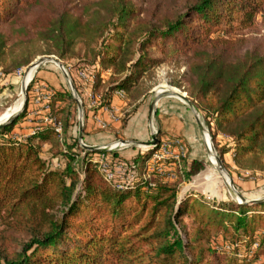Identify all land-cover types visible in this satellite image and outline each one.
<instances>
[{
	"label": "trees",
	"instance_id": "1",
	"mask_svg": "<svg viewBox=\"0 0 264 264\" xmlns=\"http://www.w3.org/2000/svg\"><path fill=\"white\" fill-rule=\"evenodd\" d=\"M261 26L264 0H0V65L10 78L38 55L85 59L98 69L95 110L119 98L123 132L149 101L144 75L183 58L187 92L215 145L220 135L231 139L239 168L264 171V42L246 46ZM36 84L52 90L51 112L65 114L63 134L49 125L12 141L5 137L12 125L0 130V223L27 238L13 256L0 251V264H264V203L180 200L179 185L204 169L199 159L168 158L159 174L145 166L154 150L82 149L75 115L57 109L76 104L69 89L38 77L29 99ZM41 143L52 146L51 156ZM95 156L112 171H134L132 184L105 182Z\"/></svg>",
	"mask_w": 264,
	"mask_h": 264
},
{
	"label": "rangeland",
	"instance_id": "2",
	"mask_svg": "<svg viewBox=\"0 0 264 264\" xmlns=\"http://www.w3.org/2000/svg\"><path fill=\"white\" fill-rule=\"evenodd\" d=\"M260 42H264V27L262 26L260 27L259 31L256 34L252 35L249 38V41L247 42L246 46L249 48H252L254 45ZM35 49L36 50H39V49L47 50V47L46 45L35 44L34 50ZM243 52L244 51H242V53ZM44 57H54L58 59L68 70L73 82L74 80H77L80 82L82 94L80 95L78 92L77 93H78V96L82 104L84 101H86V104L85 105L83 104L84 114L82 118L80 117V114L78 111L77 101L73 96L72 97L76 101V104H73L69 100H65L63 102L57 103L58 110L60 108L69 106V111H71L72 114L75 115L74 121L77 124L78 135H79V129L81 125L80 122H82V125H83V133H84V127L86 123L93 122L92 124L95 129L93 131L91 130L88 133V135L108 133L107 131H109L110 128H112L113 130L112 134L114 135H111L109 133L111 136L95 135V137H89V136H84L83 134L84 144L89 145V146H100V145H90V142H93L92 141L93 139H99L103 141V144L117 143L119 141H127L126 139L123 138L122 132H120L121 130L119 131L120 126H121L120 112L118 114L119 116L117 117V120H111L112 122H107L106 120H104L103 118H101L100 116L96 114L95 115L93 114L90 117L89 113L90 112L93 113L97 111L95 110V108H97L98 106L95 108L89 107L87 100H86V92L90 89L93 90L92 87L94 85V82L96 81V74H97L98 69L95 68L96 65L84 62L85 59L83 58H72V59L66 58L64 60H61L55 55H38L36 59L28 67L18 69L10 78L6 76L3 67L0 65V74H3V76L5 75L4 79L0 78V118L3 115H5L7 112L14 110L16 108L20 109L23 106V103H24L23 79L28 75L27 74L28 68L33 63H35L37 60H39L40 58H44ZM186 68L187 67L185 65V60L183 58L180 59V58L175 57V58L170 59L166 63L160 64L154 67L148 74L144 75V77L141 79V82H143V85H144L143 88L145 91L143 93L150 96L149 101H147L145 105H148V103H150L153 96L156 93H159L163 85H168L169 87L175 89L177 92L186 94L187 97L190 99L189 94L187 92V84L183 81L184 79L183 75L186 72ZM23 69H24V74L22 78H19L17 75L18 71L23 70ZM83 70H88V74L94 76V82L92 84L89 85L81 81L79 73ZM32 71H35V77L33 78L32 84L36 83L37 78L39 77L42 79H48L50 82L53 83V86H56L59 89L62 88V85L66 86L69 89V85L67 84L61 70L54 63L47 62L41 65L40 67H38V69L36 70L34 69ZM49 71L53 72L51 76L48 73ZM118 92L119 93L122 92L124 94L123 91H118ZM27 97H28V103H27L26 110L22 112L12 124L9 125V126L12 125V130L9 134L5 136L9 140H12V141L24 140L28 136H31V132L34 130L35 127L42 124L41 121L43 118V115H42L43 113H40L38 116H35L36 109L32 107L31 101L29 100V88H27ZM169 98H175V97H169ZM75 105H76V108H75ZM105 107H108V106H105ZM23 114H26L25 117L23 116L25 120L21 118V115ZM200 114H201V119L204 124L203 125L204 133L209 135L212 139L210 129L206 123L204 115L202 112ZM124 115H125V112L123 113V117ZM56 117L61 121L63 125L65 114L64 113L56 114ZM95 117H99L100 119H102L106 123V127L105 128L98 127ZM71 121H73V119H71ZM189 122L192 123V121H189ZM152 123L157 131V123H156L155 116H152ZM115 128H117L116 131H114ZM123 129H125V127ZM62 134H63V131H62ZM194 134L196 137V142L193 144L192 147H190L188 144L183 143L185 146V152L181 154V155H184L183 157H181V161L183 158L199 159V160L204 161L205 166H204V169L200 171L196 176L191 178L189 181L182 182L181 185H179L178 196L180 200L192 194L197 197H203L209 203H213V204L215 203L216 205L220 204L222 206V205H231V204H237V205L243 204L239 198V194L242 195L244 198H246L248 201H252L256 199H264V171L260 169H256V170L245 169L244 170V169L239 168V166L235 162V154L233 151V148L235 147L234 141L220 135L217 138L218 144L216 146L212 139L211 143H212V149L214 151L213 153H215L218 157H220L222 164H223V169H224V171H222L220 166L219 167L217 166L215 168L211 164L209 160V152H207L208 149H207V146L204 140L205 138L202 137V139H200L196 132H194ZM156 136L160 138L159 132L156 133ZM100 137H103V138L100 139ZM60 138H61L60 140L64 143L63 136ZM173 139L174 138H171L168 140H173ZM175 139H179V138H175ZM148 142H151V140L149 139ZM41 145H42V151H41L42 154L46 157L51 156L52 146L48 143H41ZM79 145L82 149H84L80 142H79ZM118 145L124 146V145H121L120 142ZM153 148L155 147H151V148L146 147V148H142L141 151L146 153L151 150H154L152 151V155H153L159 150L158 147H157V150ZM228 149L229 151L226 152V154L222 158L223 151H226ZM132 150H134V146L125 145L124 147H119L118 152H121L126 156H131L130 154ZM100 157L101 156L93 157L92 162L94 164H97L96 162L100 159ZM181 161L178 164H181ZM54 162H55L54 165H59V162L57 160H54ZM153 163L154 161H152L151 159H148L145 162V166L148 172H150L153 166H157L156 164H153ZM164 164L166 163L164 162ZM122 170L125 172L124 173L125 175L123 176L124 178L123 180L124 182H126V185L132 184L136 173L132 170H126L125 168H123ZM172 179L174 180L175 177ZM26 241H27V238L6 231L4 226L0 223V251L3 254H6L8 256H13L14 254L21 252L22 244Z\"/></svg>",
	"mask_w": 264,
	"mask_h": 264
},
{
	"label": "crops",
	"instance_id": "3",
	"mask_svg": "<svg viewBox=\"0 0 264 264\" xmlns=\"http://www.w3.org/2000/svg\"><path fill=\"white\" fill-rule=\"evenodd\" d=\"M173 99V100H172ZM122 101L119 98H115L111 106L116 107L118 110L122 105ZM151 101L148 105H141L137 112L131 117L127 126L122 132V136L127 141L148 143V140H152V131L150 129V120H151ZM120 119L123 117L124 111H120ZM90 117L94 114L100 116L107 122H112L109 115L104 112L103 108L90 112ZM157 123V131L159 132V139H171L179 138L184 144H188L190 147L196 142V137L194 132L197 133L200 139L202 136L200 134L198 122L196 119L195 112L192 111L186 104L181 102L177 98H163L161 99L153 112ZM189 116V117H188ZM189 121H192L190 123ZM120 122V121H119ZM93 122H88L87 124V133L95 128L92 124ZM194 125V126H193ZM154 127V125H153ZM115 128L114 131H116ZM154 131L156 128L154 127ZM196 129V130H195ZM112 128H110L108 133H99L95 135H114L112 134ZM156 131V132H157ZM157 132V133H158ZM111 135H110V134ZM95 135L87 134L86 136L95 137ZM103 137H100V139ZM93 142H90V145H107L103 144V141L99 139H93ZM111 144V143H108ZM147 146H134V150L131 152V156H137L143 154L141 151L142 148ZM150 148V147H147Z\"/></svg>",
	"mask_w": 264,
	"mask_h": 264
},
{
	"label": "built area",
	"instance_id": "4",
	"mask_svg": "<svg viewBox=\"0 0 264 264\" xmlns=\"http://www.w3.org/2000/svg\"><path fill=\"white\" fill-rule=\"evenodd\" d=\"M38 69V68H36ZM35 69V70H36ZM31 75L27 79V76L23 79L24 81L26 80L25 84L27 88L32 84L33 78L35 77V71H30ZM24 74V69L18 71V77L22 78ZM79 76L81 78V81L87 84H92L94 82V76L88 74V70H83L79 73ZM0 78H5V75L0 74ZM117 96L123 98L124 94L121 92L116 93ZM53 92L52 90L48 89L45 85L43 84H38V85H33L31 89V97L30 101L32 104V107L35 110V116H38L40 113H43V118H42V124L35 127L34 130L31 132V135H35L38 132H41L46 126H53L55 129L56 133L59 135H62L63 131V125L61 121L51 112V100H52ZM86 100L91 108H95L100 105V96L93 92V90H88L86 92ZM104 112H106L111 120H117V117L119 116V110L116 107L113 106H108V107H103ZM97 121V125L100 128H105L106 123L100 119L99 117H95ZM157 133V132H156ZM159 150L153 154L150 159L154 161L153 164H156L157 166H153L151 171H156L159 174H164L166 167L164 162L168 158H172L176 160L178 163L181 161V157L184 155H181L185 152V146L183 142L179 139H173V140H168V139H159V143L157 145ZM151 148V147H150ZM100 171L103 174V179L105 182L112 183L116 180L117 177H120L121 180H123V176L125 175L124 171L122 170V166H118L116 171H112L109 168V165L104 158V156H101L100 159L96 162ZM122 185H126V182H124L121 185H118L119 188H122ZM257 247V244L254 246Z\"/></svg>",
	"mask_w": 264,
	"mask_h": 264
},
{
	"label": "water",
	"instance_id": "5",
	"mask_svg": "<svg viewBox=\"0 0 264 264\" xmlns=\"http://www.w3.org/2000/svg\"><path fill=\"white\" fill-rule=\"evenodd\" d=\"M54 63L56 66L59 67V69L61 70L67 84L69 85V91L71 93V95L76 99L77 104H78V111L80 114V117L82 118L83 114H84V107L83 104L78 96V93L76 91L74 82L68 72V70L66 69V67L56 58L54 57H44V58H40L39 60H37L35 63H33L27 70V74L28 72L40 67L41 65L45 64V63ZM23 94H24V103L23 106L21 108V110L15 114L14 116L11 117V119L0 125V130L4 129L6 127H8L10 124H12L18 117L19 115L24 112L27 108V103H28V97H27V86L25 84V81L23 80ZM167 97H175L180 99L184 104H186L192 111L195 112L196 115V119L198 122V126H199V130H200V134L202 137L205 138V133H204V128L201 124V112L200 110L197 108V106L187 97L186 94L180 93V92H164V93H156L152 100H151V120H150V129L152 131V140L151 142L148 143H141V142H132V141H119L121 143V145H126V146H147V147H156L159 143V138L156 136V132H154V127H153V123H152V115L153 112L155 111L156 105L157 103L163 99V98H167ZM82 120V119H81ZM80 129H79V142L81 143L82 147L85 150H89V151H102V152H113V151H118L119 147H124V146H119V142L117 143H111V144H107V145H101V146H89L84 144V140H83V125L82 122H80ZM210 141L212 142L211 137L209 136ZM214 156L216 157L218 164L221 168L222 171H224L223 169V164L222 161L220 159V157H218L215 153H213ZM239 198L242 201L243 204H260V203H264V199H256V200H252V201H248L246 198H244L242 195L239 194Z\"/></svg>",
	"mask_w": 264,
	"mask_h": 264
},
{
	"label": "bare ground",
	"instance_id": "6",
	"mask_svg": "<svg viewBox=\"0 0 264 264\" xmlns=\"http://www.w3.org/2000/svg\"><path fill=\"white\" fill-rule=\"evenodd\" d=\"M30 75H31V72L28 73V76H27V79L26 80H28V78L30 77ZM26 80H25V82H26ZM164 92H177V91L175 89L169 87L168 85H163L161 87L159 93H164ZM21 108L20 109L19 108H16L14 110H11V111L7 112L5 115H3L0 118V125L8 122L11 119L12 116H14L15 114H17L21 110ZM201 124H202V126L204 125L202 119H201ZM208 136L209 135L205 134V139L204 140H205V144H206L207 149H208L207 152H209V160H210L211 164L216 168L217 166L219 167V164H218V161H217L216 157L213 154L214 151L212 149V143H211L210 138Z\"/></svg>",
	"mask_w": 264,
	"mask_h": 264
}]
</instances>
